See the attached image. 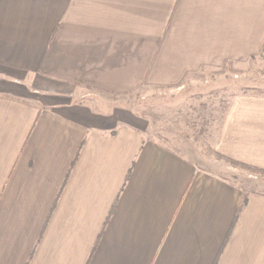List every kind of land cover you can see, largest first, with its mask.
Wrapping results in <instances>:
<instances>
[{
	"label": "crops",
	"instance_id": "crops-1",
	"mask_svg": "<svg viewBox=\"0 0 264 264\" xmlns=\"http://www.w3.org/2000/svg\"><path fill=\"white\" fill-rule=\"evenodd\" d=\"M253 57L264 0H0V264H264L263 188L73 101ZM214 149L264 169V94L233 97Z\"/></svg>",
	"mask_w": 264,
	"mask_h": 264
},
{
	"label": "rangeland",
	"instance_id": "rangeland-1",
	"mask_svg": "<svg viewBox=\"0 0 264 264\" xmlns=\"http://www.w3.org/2000/svg\"><path fill=\"white\" fill-rule=\"evenodd\" d=\"M89 91L91 98L75 97L73 101L84 104L89 100L92 104L93 100L95 104L125 106L148 124L151 137L182 152L200 168L233 182H247L253 189H264L259 180L264 178V171L230 163L225 159L229 157L214 149L219 126L233 97L264 94L263 58H250L243 67L226 61L209 73L195 75L182 89L143 83L139 89L124 95L98 88Z\"/></svg>",
	"mask_w": 264,
	"mask_h": 264
},
{
	"label": "trees",
	"instance_id": "trees-1",
	"mask_svg": "<svg viewBox=\"0 0 264 264\" xmlns=\"http://www.w3.org/2000/svg\"><path fill=\"white\" fill-rule=\"evenodd\" d=\"M225 159H226L227 161H229L230 163L237 164V165H241V166L247 167V168H249V169H251V170L264 171V170H262V169L256 168V167H254V166L248 165V164H246V163H243V162H240V161H237V160H234V159H230V158H225ZM72 164H73V163H72ZM246 200H247V198L244 197L243 200H242V202H241V204H240V206H239V208H238V214H239V212L241 211V209H242V207L244 206V204L246 203Z\"/></svg>",
	"mask_w": 264,
	"mask_h": 264
}]
</instances>
